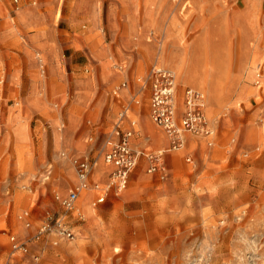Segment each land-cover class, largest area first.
Masks as SVG:
<instances>
[{"label":"rangeland","instance_id":"1","mask_svg":"<svg viewBox=\"0 0 264 264\" xmlns=\"http://www.w3.org/2000/svg\"><path fill=\"white\" fill-rule=\"evenodd\" d=\"M155 70L179 124L186 90L205 98V131L176 149L151 118ZM122 112L157 171L141 156L118 195L66 211L75 160L109 181ZM0 264H264V0H0Z\"/></svg>","mask_w":264,"mask_h":264},{"label":"built area","instance_id":"2","mask_svg":"<svg viewBox=\"0 0 264 264\" xmlns=\"http://www.w3.org/2000/svg\"><path fill=\"white\" fill-rule=\"evenodd\" d=\"M153 84L151 94V118L154 123L161 127L166 135L171 140L173 149L179 148L183 142L184 132L198 133L205 131V122L201 111L203 97L191 90H186L184 114L180 122H176V108L174 99L175 82L174 76L170 73H164L161 70L153 72ZM126 112H122L119 116L118 123L115 124L114 130L111 133L109 146L104 153V164L109 166V181L102 185L95 183L91 186L89 176L95 162L85 158L75 160L76 175L78 179L77 186L64 197H56V200L62 207L69 211L74 207L79 195L84 190H92L96 194L94 205L103 203L112 191L118 195L126 188L129 174L137 166L141 156H145L149 161V172L157 171V154H145L142 150L134 149L132 141L136 133V123L128 120ZM164 170V167L161 169ZM27 215V212L25 213ZM57 228L68 238H72V233L69 232L62 224L61 219L55 221ZM30 227V223H26ZM50 222L43 223L40 232H45L49 229ZM10 247L13 252H27V247L19 242L15 236H9Z\"/></svg>","mask_w":264,"mask_h":264},{"label":"bare ground","instance_id":"3","mask_svg":"<svg viewBox=\"0 0 264 264\" xmlns=\"http://www.w3.org/2000/svg\"><path fill=\"white\" fill-rule=\"evenodd\" d=\"M161 55H163V57H162V59L164 60V63H166L169 67H171V68H173L172 67V64H180V63H183V62H186L185 60H184V57H183V55H182V53H180V52H178V51H173V50H171V51H166L165 53H163V54H161ZM184 64V63H183ZM183 64H182V66H183ZM188 66V65H187ZM188 67H190V66H188ZM195 67V66H194ZM174 69V68H173ZM192 69V68H191ZM194 70V69H193ZM192 70V71H193ZM192 71H191V73H192ZM167 72H169V71H167ZM175 72V71H174ZM201 73V72H200ZM198 75V74H197ZM196 75V76H197ZM201 74H199V76H200ZM204 75H205V73H204ZM209 75H210V73H209ZM213 75V74H212ZM212 75H210V77L212 76ZM214 76V75H213ZM192 76H190V78H191ZM194 78V77H193ZM203 78L204 79H208L209 78V76L206 74V76H203ZM201 79V78H200ZM211 79H213V78H211ZM214 79H215V77H214ZM213 79V80H214ZM208 82H209V80H207ZM174 82H175V79H174ZM178 82H179V80H178ZM214 82H216L215 80H214ZM184 84H185V82H184ZM217 84V83H216ZM210 85V84H209ZM214 85H215V83H214ZM213 85V86H214ZM215 87V86H214ZM218 88V87H217ZM215 89V88H214ZM212 90L211 88H210V90H209V93H210V96H209V102H211L212 101V99H214V100H220L221 99V94L219 93V91L218 90H220V89H218V90ZM201 93V92H200ZM182 94V93H181ZM202 94V93H201ZM202 97H203V109H204V111H205V98H204V95L202 94L201 95ZM206 98H208V97H206ZM174 99H175V95H174ZM207 103V102H206ZM176 104V103H175ZM212 107H211V105L210 106H208V108H207V115H209L210 117L212 116V113H214V111L212 112V109H211ZM161 137H156L155 138V140L156 141H161ZM222 152V151H221ZM176 155H178V154H176ZM175 156V155H174ZM171 158H172V163H175V161H177L176 159H175V157H172L171 156ZM178 158V157H177ZM176 164V163H175ZM99 171H97V173H98ZM70 175V174H69ZM73 175H72V173H71V177H72ZM69 179H71V178H69ZM93 195V192H91V191H89V190H84L83 192H81V196H80V198H79V200L77 201V205L79 204H81L87 211H90V208L88 207V201H89V199L91 198V196Z\"/></svg>","mask_w":264,"mask_h":264}]
</instances>
